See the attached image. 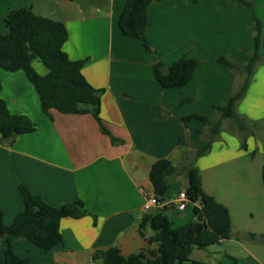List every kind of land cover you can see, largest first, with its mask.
<instances>
[{"label":"crops","instance_id":"1","mask_svg":"<svg viewBox=\"0 0 264 264\" xmlns=\"http://www.w3.org/2000/svg\"><path fill=\"white\" fill-rule=\"evenodd\" d=\"M248 1L253 6L239 0H154L148 7L147 47L119 27L126 0H0V33L7 30L4 18L22 6L66 24L69 37L63 49L71 59H87L83 74L103 89L101 117L124 141L114 144L92 114L56 109L45 113L25 71L1 69V97L9 110L28 115L37 126L34 132L19 134L11 145L0 138V209L5 222L11 223L25 207L20 184L54 206L81 199L89 213L64 218L63 241L50 250L23 236H0V260L8 238L18 255L38 263L95 264L94 252L110 246H118L125 256L150 255L157 249L148 240L151 227L141 229L143 216L152 213L144 210L146 198L153 194L150 169L161 158L177 165L193 161L209 139L210 126L184 117L199 114L216 120L217 107L240 91L246 73L215 59L227 56L240 65L249 62L255 16L264 35V0ZM261 53L263 59L236 103L244 123L224 119L211 150L195 159L204 189L232 215V237L226 243L229 258H222L223 264H264V47ZM184 54L200 59L191 81L163 87L155 78L154 65L169 66ZM34 66L40 74L47 73L35 61ZM185 99L189 101L182 106L170 107ZM208 177L232 181L216 187ZM178 179L184 190L186 175ZM176 195L168 192L165 199ZM167 214L174 227L195 219L192 211L179 213L172 205ZM245 217L253 222H243Z\"/></svg>","mask_w":264,"mask_h":264},{"label":"trees","instance_id":"2","mask_svg":"<svg viewBox=\"0 0 264 264\" xmlns=\"http://www.w3.org/2000/svg\"><path fill=\"white\" fill-rule=\"evenodd\" d=\"M154 0H126L119 18V27L123 34L140 39L148 47L146 28L149 24L148 7ZM198 2L200 0H191ZM245 5L253 6L248 0H239ZM7 30L0 33V70L15 72L23 70L36 87L45 113L56 109L65 114H92L101 131L110 136L114 144L124 141L115 137L101 117L102 88L93 86L83 74L87 59H71L63 49L69 32L66 24L50 16L36 14L30 7L13 9L4 18ZM255 46L248 63L240 65L227 56L215 60L233 69L240 68L246 78L239 92L233 94L228 102L218 106L219 118L214 120L204 115L191 114L184 120L199 119L210 126L209 139L198 148L196 157L207 154L221 131L224 119L234 117L244 123L236 112V103L242 98L251 82L255 68L263 59L261 48L264 47L263 24L255 16ZM41 61L47 73L40 74L34 66L35 60ZM200 59L184 54L169 66L163 63L154 65L155 78L165 88L181 87L188 84ZM2 80L0 76V138L11 135L34 132L36 123L25 114L12 113L8 104L1 97ZM188 99L170 104V107L182 106ZM245 147V142H243ZM195 159L183 165L174 164L168 158L157 160L150 169L149 179L153 186V195L162 200L167 196L171 180L185 174L186 191L189 198L199 202L201 207H193L195 219L174 227L167 214L168 206L146 213L141 222V229L150 226L153 234L148 238L157 244L150 255L144 252L125 256L118 246L96 250L93 260L102 264H223L202 260H191L195 249H206L208 246L228 240L232 237V215L227 205L218 201L203 187V177L195 164ZM264 182V163L262 167ZM25 207L9 224L5 222L4 212L0 209V236H23L43 250H50L63 241L61 222L64 218H81L89 212L84 202L79 199L73 203L54 206L40 194L34 193L26 185L20 184ZM94 224L98 217L93 216ZM252 238L257 234L250 233ZM0 264H57L32 262L28 257L17 254L13 243L8 238L4 247V258Z\"/></svg>","mask_w":264,"mask_h":264},{"label":"rangeland","instance_id":"3","mask_svg":"<svg viewBox=\"0 0 264 264\" xmlns=\"http://www.w3.org/2000/svg\"><path fill=\"white\" fill-rule=\"evenodd\" d=\"M35 63L36 64L37 63L40 64L47 71L46 67L44 66V64L41 61L36 59ZM248 156L251 157L250 154ZM207 181H210L211 184L212 183H216L215 186L217 187L218 185H224V184H226L228 182H231L232 179H229V178L224 179V178H222L220 180H218V179L213 180L212 177H208ZM182 187H183V184H182L181 179L171 180L168 192L169 193L172 192V193H177L178 194ZM190 209L187 210V211H189V212L193 211L192 208H190ZM187 211H179V213H184V212H187ZM168 213H170V212H168ZM234 213L241 220L242 216L237 214L236 211ZM243 222H247V224H251L253 221L250 220V218L245 217ZM234 232H236V230ZM227 241L228 240H223V241H221L219 243H215L213 245H210L206 249H202L201 251H194L193 254L191 255V260H193V258L200 257V259H203V260H206V261H210V262H221L222 258H226V259L229 258L228 254H227L228 251H227V246H226ZM238 248H239L238 252L239 253H243V251H241V248L240 247H238ZM94 262H95V264H102L101 260H96ZM185 264H192V262L191 261H187Z\"/></svg>","mask_w":264,"mask_h":264},{"label":"built area","instance_id":"4","mask_svg":"<svg viewBox=\"0 0 264 264\" xmlns=\"http://www.w3.org/2000/svg\"><path fill=\"white\" fill-rule=\"evenodd\" d=\"M169 205L175 206L178 211H186L189 208L193 209L194 206L201 207V204L199 202H194L189 198L186 189H184L181 190L173 198L163 200L158 196L152 194L151 196L146 198L144 202V210L146 212H153L154 210H159Z\"/></svg>","mask_w":264,"mask_h":264},{"label":"water","instance_id":"5","mask_svg":"<svg viewBox=\"0 0 264 264\" xmlns=\"http://www.w3.org/2000/svg\"><path fill=\"white\" fill-rule=\"evenodd\" d=\"M18 135L19 133L17 131H14L11 135L2 137L1 142L4 145H11L15 141Z\"/></svg>","mask_w":264,"mask_h":264}]
</instances>
